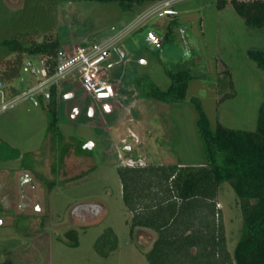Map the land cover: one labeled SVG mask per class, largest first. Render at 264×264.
<instances>
[{
  "label": "rangeland",
  "instance_id": "1",
  "mask_svg": "<svg viewBox=\"0 0 264 264\" xmlns=\"http://www.w3.org/2000/svg\"><path fill=\"white\" fill-rule=\"evenodd\" d=\"M219 1L175 0L154 11L158 2L124 10L116 2L0 0V74L15 58L4 39L116 41L106 71L112 99L96 100L75 73L57 86V130L49 127V99L28 98L0 112V157H15L0 160V264H149L145 252L155 235L137 227L131 237L117 166L202 164L194 97L212 127H257L264 71L247 50L264 49V27L248 26L230 0L223 8ZM183 66L193 74L184 101L146 95L151 84H171L167 68ZM22 77L25 88L34 81L21 71L9 84L19 86ZM217 200L233 253L243 225L239 197L224 182ZM109 226L117 247L103 254L96 245L99 238L102 250L111 244L102 236ZM71 229L78 246L69 244Z\"/></svg>",
  "mask_w": 264,
  "mask_h": 264
},
{
  "label": "trees",
  "instance_id": "2",
  "mask_svg": "<svg viewBox=\"0 0 264 264\" xmlns=\"http://www.w3.org/2000/svg\"><path fill=\"white\" fill-rule=\"evenodd\" d=\"M80 1V0H61ZM116 2L122 9L133 5L163 0H91ZM246 24L264 27V0H230ZM227 0H220L223 8ZM1 44L15 54L6 60L0 83L12 93L25 88L22 77L19 86L9 84L20 77L24 57H38L56 65V55L63 45L57 38L21 40L4 39ZM247 55L264 71V49H248ZM33 56V57H32ZM171 84L166 89L151 84L146 95L164 102L186 99L193 74L188 66L166 69ZM9 86H8V85ZM57 86L50 88L48 100L49 127L58 129L56 117ZM43 99L42 96H38ZM198 132L203 143L204 162L200 165L136 163L119 165L122 198L131 214L128 220L131 237L137 227L154 230L157 237L145 257L149 264H264V100L255 130L233 129L217 122L211 126L201 100L194 97ZM13 155L0 160H11ZM28 169V168H27ZM229 182L242 210V232L233 253L227 247L225 227L216 207L219 189ZM218 214V215H217ZM71 246L79 245L76 229L67 231ZM102 236L111 244L103 254L117 247V235L107 227Z\"/></svg>",
  "mask_w": 264,
  "mask_h": 264
},
{
  "label": "built area",
  "instance_id": "3",
  "mask_svg": "<svg viewBox=\"0 0 264 264\" xmlns=\"http://www.w3.org/2000/svg\"><path fill=\"white\" fill-rule=\"evenodd\" d=\"M175 0H163L156 4L154 11L171 5ZM116 41L84 42L76 45H62L56 55V65L51 70L50 64L45 59L36 64L31 58H26L22 65L23 72L27 73L33 82L28 88L18 93H12L7 86L0 83V112L13 108L22 100L42 96L49 99L50 88L58 86L62 80L78 73L81 86L96 100H109L115 94L114 85L106 77V71L112 66L114 60L113 48ZM32 84V85H31ZM135 142L139 137L131 132ZM123 142H127L124 138ZM132 160V159H130ZM128 165H133L132 162ZM220 209L221 206L218 205ZM218 215V214H217Z\"/></svg>",
  "mask_w": 264,
  "mask_h": 264
},
{
  "label": "crops",
  "instance_id": "4",
  "mask_svg": "<svg viewBox=\"0 0 264 264\" xmlns=\"http://www.w3.org/2000/svg\"><path fill=\"white\" fill-rule=\"evenodd\" d=\"M63 45H66V44H63ZM45 99V98H44ZM106 104H109V103H105L104 104V107H105V105ZM109 105H111V104H109ZM112 106V105H111ZM136 132V131H135ZM134 132V133H135ZM136 135H137V133H135ZM138 136V135H137ZM140 139V138H139ZM137 143V142H136ZM124 159V158H123ZM130 159V158H129ZM218 205H220V201H218L217 200V204H216V207L218 208ZM141 228H143V229H146V230H148V231H150L152 234H153V236L155 237L154 239H153V242H154V240L156 239V237H157V233L154 231V230H152V229H149V228H145V227H141ZM153 242H152V244H153Z\"/></svg>",
  "mask_w": 264,
  "mask_h": 264
},
{
  "label": "water",
  "instance_id": "5",
  "mask_svg": "<svg viewBox=\"0 0 264 264\" xmlns=\"http://www.w3.org/2000/svg\"><path fill=\"white\" fill-rule=\"evenodd\" d=\"M150 40H151V41H154V42H158L159 44L162 43L159 39H157V38H155V37H154L153 39L150 38Z\"/></svg>",
  "mask_w": 264,
  "mask_h": 264
}]
</instances>
